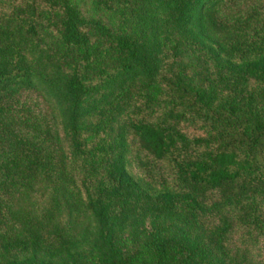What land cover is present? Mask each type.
I'll list each match as a JSON object with an SVG mask.
<instances>
[{"label":"trees","instance_id":"16d2710c","mask_svg":"<svg viewBox=\"0 0 264 264\" xmlns=\"http://www.w3.org/2000/svg\"><path fill=\"white\" fill-rule=\"evenodd\" d=\"M121 2L98 0L115 12ZM41 4L59 5L62 11L55 36L65 54L72 47H87L85 29L90 27L112 38L120 55L121 67L106 73L107 79L136 72L157 75L163 86L164 98L154 108L128 114L117 129L116 155L108 168L119 188L148 197L145 185L157 186L161 191L152 203L193 216L224 207L264 208V0H135L129 9L133 24L158 33L175 30L219 76L226 72L221 78L226 84L257 82L258 90L242 103L221 95L217 83L196 77L185 65L164 60L159 43L149 47L132 32L114 35L69 0H21L8 16H0L6 19L0 28V248L30 255L2 264H93L85 258L88 249L105 250L114 257L106 260L111 264L130 261L117 244L115 216L80 197L75 179L57 170L50 125L40 107L26 106L22 96L24 90L38 89L61 112L68 135L75 140L80 135V118L89 111L84 103L93 89L83 81L79 64L57 60L47 70L28 58L32 41L40 36L35 19ZM190 126L200 132L192 134ZM125 161L138 170L137 181ZM183 186L204 194L219 191L223 199L201 201L182 192ZM246 239L259 247L264 264V221Z\"/></svg>","mask_w":264,"mask_h":264},{"label":"rangeland","instance_id":"374dc122","mask_svg":"<svg viewBox=\"0 0 264 264\" xmlns=\"http://www.w3.org/2000/svg\"><path fill=\"white\" fill-rule=\"evenodd\" d=\"M69 1L84 17L99 20L111 27L114 35L132 32L141 38L140 41L146 40L149 47H156L159 43V53L164 60H174L179 65H185L196 77H205L208 83H217L218 92L236 102H245L247 95L259 88L253 79L239 87L226 84L221 79L226 72H221L219 76L212 63L204 59L200 51L192 49L171 27L158 33L149 25L133 24L129 20V9L135 0H122L121 5L116 6V12L104 9L98 0ZM13 3L19 5L21 0H0V16L3 13L8 16ZM22 8L26 9L25 6ZM61 14L59 5H38L35 24L40 36L32 41L33 50L28 58L39 68L40 63L47 65V70L55 67L57 60L58 64L68 66L71 62L79 64L83 81L93 89L84 103L89 111L80 118V135L76 140L68 135L61 112L56 106L52 108L47 97L38 89L24 90L22 96L26 97V106L31 107L36 103L40 107L45 122L50 125V146L57 170L66 171L69 177L75 179L74 186L80 197L96 202L109 217L115 216L116 241L122 253L130 258L127 264H144V261L151 264H261L259 247L249 243L246 235L264 221V208L259 209L255 205L224 207L193 216L177 208L165 210L152 203V197L161 191L157 186L145 185L148 197H135L118 187L116 180L110 177L108 168L116 155L114 138L117 129L128 114L143 108H154L155 103L164 98V89L157 75L146 76L135 72L107 79L106 73H115L121 67L120 55L112 38L101 36L93 28L85 29L89 36L86 48L72 47L65 54V47L59 44L55 36ZM23 16L29 18L26 12ZM5 23L6 19L0 18V28ZM64 55L67 56L65 61L62 60ZM196 130L200 132L197 126L189 127L192 134L197 133ZM124 165L137 181L140 176L138 170L128 161ZM181 191L190 192L201 201L223 199L219 191L204 194L187 186H183ZM87 252L85 258L93 264H111L106 261L109 256L105 250L88 249ZM29 255L23 252L7 253L0 248V264L22 260ZM109 258L112 260L114 257Z\"/></svg>","mask_w":264,"mask_h":264}]
</instances>
